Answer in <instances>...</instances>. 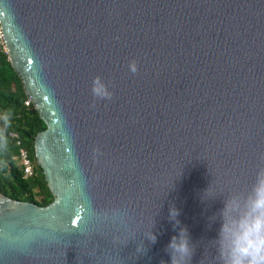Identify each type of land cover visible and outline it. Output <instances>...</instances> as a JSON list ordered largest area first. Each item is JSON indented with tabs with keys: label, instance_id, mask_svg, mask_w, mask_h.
<instances>
[{
	"label": "water",
	"instance_id": "1",
	"mask_svg": "<svg viewBox=\"0 0 264 264\" xmlns=\"http://www.w3.org/2000/svg\"><path fill=\"white\" fill-rule=\"evenodd\" d=\"M0 31L54 196L0 193V264H171L181 227L188 264H221L225 200L264 167V0H0Z\"/></svg>",
	"mask_w": 264,
	"mask_h": 264
},
{
	"label": "clouds",
	"instance_id": "2",
	"mask_svg": "<svg viewBox=\"0 0 264 264\" xmlns=\"http://www.w3.org/2000/svg\"><path fill=\"white\" fill-rule=\"evenodd\" d=\"M129 69L136 73L137 62L132 61ZM92 93L99 99H111L113 95L100 76L93 80ZM11 120L10 111L0 112V122L3 124L0 141L6 140L4 130L10 127ZM179 215L177 208H170L169 220L175 222L174 228L181 223ZM219 215L223 221L217 240L221 264H264V167L257 171L251 191L226 199ZM147 239L155 244L157 236L152 232ZM167 249L171 254V264H188L191 261L195 248L186 227H181L178 234L171 238Z\"/></svg>",
	"mask_w": 264,
	"mask_h": 264
},
{
	"label": "trees",
	"instance_id": "3",
	"mask_svg": "<svg viewBox=\"0 0 264 264\" xmlns=\"http://www.w3.org/2000/svg\"><path fill=\"white\" fill-rule=\"evenodd\" d=\"M24 94L19 76L10 67L4 44L0 39V112L12 113L11 125L4 130L6 140L0 141V193L13 199L32 201L40 206L49 204L51 195L45 183L41 167L36 163L34 139L46 124L38 117L32 102L25 104ZM3 128L2 122H0ZM16 133L34 165V175L23 177L17 158L19 145L10 133ZM18 160V161H17ZM41 194L42 200L35 199Z\"/></svg>",
	"mask_w": 264,
	"mask_h": 264
},
{
	"label": "built area",
	"instance_id": "4",
	"mask_svg": "<svg viewBox=\"0 0 264 264\" xmlns=\"http://www.w3.org/2000/svg\"><path fill=\"white\" fill-rule=\"evenodd\" d=\"M0 39H1L2 43L4 44L3 38L1 35V31H0ZM4 48H5V45H4ZM29 102H30V100H28V99L25 100L26 105H28ZM10 135L15 138L16 144L19 145L17 158H18L19 164L21 166V171H22L23 177L33 176L34 175V165H33L31 158L29 157L27 150L23 146H21V140L16 133L12 132V133H10Z\"/></svg>",
	"mask_w": 264,
	"mask_h": 264
},
{
	"label": "rangeland",
	"instance_id": "5",
	"mask_svg": "<svg viewBox=\"0 0 264 264\" xmlns=\"http://www.w3.org/2000/svg\"><path fill=\"white\" fill-rule=\"evenodd\" d=\"M0 127H1V125H0ZM18 161V160H17ZM35 199H37V200H42L43 199V196L41 195V194H38L37 193V195L35 196Z\"/></svg>",
	"mask_w": 264,
	"mask_h": 264
}]
</instances>
